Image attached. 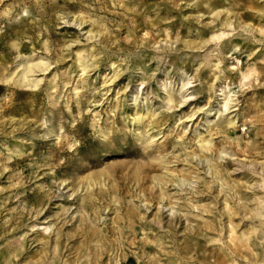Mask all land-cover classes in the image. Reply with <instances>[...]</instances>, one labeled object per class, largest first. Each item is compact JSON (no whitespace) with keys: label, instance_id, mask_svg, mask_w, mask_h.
I'll return each mask as SVG.
<instances>
[{"label":"bare ground","instance_id":"obj_1","mask_svg":"<svg viewBox=\"0 0 264 264\" xmlns=\"http://www.w3.org/2000/svg\"><path fill=\"white\" fill-rule=\"evenodd\" d=\"M45 1L50 2L49 8L53 12V16H56V20L78 25V27L83 25L81 29L88 27L84 32V35L88 33L85 37L86 43H82L80 39L68 38L62 44L60 51L57 49L51 51V44L47 39L37 43V39L44 35L41 27L44 25L47 29L48 24V22H42L43 14L40 12V7H43ZM254 1L198 0L194 3L196 7L202 9H198L194 15H186L185 19L187 18L190 22L196 20L203 24L201 28L198 27L196 38L182 39L184 37H180L179 41L184 48L192 51L194 49L201 50L207 47V44L216 43L223 37L225 39L229 32L237 29L234 34L227 37L229 43H223L222 47L218 49L222 57L206 52L198 59L196 63L199 67L195 74L197 80L201 81L207 75L217 80L216 73L221 58L224 57L227 58V66L235 68L233 62H228V58L232 57L233 52L245 39L244 32H250L254 42L264 47V23L260 22L261 18L264 19V10ZM66 2L67 0H33L39 12H36L30 4L25 2L21 5L22 12L33 9L36 16H39V20L31 19L30 24L23 22L15 30H12L8 45L5 41L0 42V46L3 47H0V87L5 85L9 87L11 96L31 101L30 97H37L42 86H47L49 90H53L51 92L53 98L56 97L58 101L63 88L70 82L69 78L65 77L67 69L61 73L58 70L64 67L68 56H71L72 66L75 67L74 71L77 69V74L82 78V82L87 81V77H84L87 70L96 67L98 62L96 54L101 52V50L99 52L96 42H99V45H107V41L110 39L107 36V29L105 26L101 27V23L93 20L90 15H86V17L93 21L87 20L83 8L73 7L69 12H66L64 7L68 5ZM190 2L191 0H186L185 4L189 5ZM110 3L115 2L110 0ZM252 3L256 6L251 7ZM11 8V4L5 5L8 12ZM246 8L257 13V16L247 17L244 13ZM46 9L44 8L43 11ZM69 14H71L70 17ZM204 14L211 15L207 16L210 22L204 23ZM20 15L19 11L15 14V16ZM232 17L234 18L232 19ZM36 25L40 27L37 31L35 30ZM230 27L232 28L230 29ZM227 29L228 31H226ZM97 36L100 37L96 38ZM26 38L30 39L29 43L26 42ZM91 39L93 41H90ZM68 41L70 43H67ZM65 44H67L66 49L64 48ZM44 55L50 57L48 56L47 59ZM195 56H199V54ZM261 60L259 58V61ZM52 63L54 65L51 67ZM111 66H113L112 75L109 79H104L102 85L109 81L113 82L121 73V69L114 66V62L111 63ZM205 66L206 69L202 70ZM262 74H264V65L255 62L237 67L235 83L228 81L224 85H218L221 88L220 91L225 93H222L223 98L220 99L219 106L214 113L216 120L207 121L206 133L198 132L196 134L195 147L188 150L184 135L180 134L176 137L177 140L173 146L178 143L181 145L180 155L183 161L191 163L190 167L193 169L195 167L191 161L194 158H198L200 162L204 161L206 164L204 172L210 175V180H206L201 191H195L198 196L191 195L186 199L177 196L175 192H169L170 189L167 188L170 185L184 183L191 185L195 179L201 176L197 170L180 168L178 171L171 168L170 161L166 159L165 155H161L162 150L164 151L163 146L169 141H165L162 146H155L158 140L168 134H163L158 138L161 133L158 128L166 120L160 118L155 111L148 109L144 112L135 106L134 113L126 118L139 131V133H135L136 138L126 140L124 137L109 136L110 130L107 132L101 130L100 135L103 139L98 141L97 145L89 152L92 154L97 150H102L104 155H108L119 149L126 156L142 155L148 158L142 159L141 163H132L131 166L121 165V168L116 172L103 168L97 173L88 174L84 178L78 179L71 191L77 193L80 188V191L85 189V194L78 198V205H80L78 209L80 208V211L82 210L81 212L88 218L93 216L90 224L86 223L74 229L68 228L67 223L71 218L64 223L66 227L63 229L66 230H63L62 227L56 228L57 230L53 234L55 238L50 235L52 222L40 228L37 227L34 230L40 229L41 231L32 241H38V248L35 251H27L25 240L23 241L21 236L12 238L14 237L12 235L1 241L3 244H0V264H241V261L244 260V262L254 261L255 264H264V160L260 162L258 158L259 154L264 156V150L257 148L264 133L257 131L250 140L249 138L245 139L236 128L242 116L238 112L234 114L237 109H232V107L236 104L231 106L232 86L244 88L254 80H258ZM91 79L90 77L89 80ZM181 81V89L190 83V80L183 81L182 78ZM90 83L95 85L94 81ZM85 85H82V88ZM262 85H264V80ZM97 88L99 86L95 87V93L98 92ZM71 89V97L75 98L77 106H84L87 101L95 102L93 104H97L96 107L99 106V100L90 101V97L87 100L84 99L83 104L82 89L80 90L78 86ZM199 89L206 92V98L210 99L214 86L210 84L207 87L206 83H203ZM107 92L108 89H105L102 96ZM187 100L185 95L176 96L167 90L162 99L168 109L182 105ZM146 101L148 100L146 99ZM119 105L121 104L119 103ZM115 106H118V103ZM66 108L73 110V105L68 103ZM81 109V107L78 109L79 113L82 111ZM200 109L202 108L198 107L197 110L187 114L184 121L189 122ZM182 118L180 117L179 120ZM9 122L12 123V120ZM17 124V129H22L25 125L22 122ZM245 125L242 123L239 127L243 129ZM77 129L82 131L80 125ZM214 135H223L224 142L214 143ZM67 146L71 149L73 145L69 143ZM89 146L91 143L80 149L74 148L73 151L80 152ZM66 148L59 140V146L54 150L53 162L59 160L61 152L64 153ZM17 150L19 154L22 151L21 149ZM60 150L62 151L60 152ZM212 154L215 156L213 159L210 157ZM222 154L236 157L232 162L228 161L229 167L218 163L217 156ZM246 158L252 159L248 161ZM87 159L91 167L96 166L99 162L96 157L88 156ZM87 167L89 166L86 164L82 165L79 167V171ZM113 175H125L122 180L126 179L127 183L119 182ZM148 175L151 177L149 178ZM109 178L111 180L106 183ZM65 181V179L62 180V182ZM129 183H132L130 187L129 185L128 188L124 187ZM214 186L217 187V193H214ZM119 198L126 200L127 205L121 211L119 206L114 207L116 215L111 218V229L97 228V224L94 222L102 218L104 210L111 204L116 205ZM49 199L46 196L36 195L34 202L42 207ZM141 203H145V207ZM210 203L213 205L211 206ZM153 204L157 209L154 217L150 220L145 212ZM59 207L63 212L68 210L65 205ZM163 207H167V211L170 212L164 218V212L160 213ZM40 211L39 209L37 214ZM177 212L182 215H177ZM204 212L207 217H204ZM184 220L186 221L185 226ZM12 223H9V227L3 228L2 233L8 232ZM38 225V223H34L30 225V228ZM92 225L94 226L92 227ZM128 233L130 236L125 240ZM209 243H211L210 246L207 245ZM135 256L137 257L135 258Z\"/></svg>","mask_w":264,"mask_h":264},{"label":"rangeland","instance_id":"obj_2","mask_svg":"<svg viewBox=\"0 0 264 264\" xmlns=\"http://www.w3.org/2000/svg\"><path fill=\"white\" fill-rule=\"evenodd\" d=\"M24 2L39 12L33 0L0 1L1 43L5 41L8 45L12 30H15L21 23L30 24L31 19L39 20V16H36L37 14L34 13L33 9L28 10V12L20 10ZM114 2L111 4L110 0H67L68 5L65 4L66 6H64L66 12H69L73 7L83 8L85 17L90 15L93 20L99 21L101 27H106L107 36L110 37L106 46L96 42V46L101 52L96 54V59H98L96 67L89 68L85 73L84 77H87V81H81L82 78L77 74V69L74 71L75 67L72 66L71 56H68L64 67L58 70L61 73L67 69L65 77L69 78L70 82L63 88L58 101L56 97L53 98L51 93L53 90H49L47 86H42L37 97H30L31 101H29L30 99H18L11 96L9 87L6 85L0 87V242L12 235L14 236L12 238L21 236V239L25 240L27 251H35L38 248V241H32L41 231L40 229L34 230L37 227L40 228L52 222L53 231L50 230V235H53L57 230L56 228L62 227L63 229L66 227L65 221L71 218L67 223L68 228L74 229L86 223L90 224L93 216L88 218L86 214L81 212L82 210L80 211V208L78 209L80 207L78 198L85 194V189L80 191V188L77 193H72L71 189L75 187L78 179L84 178L88 174L97 173L103 168L116 172L121 168V165L128 164L131 166L132 163H141L142 159L148 158L142 155L126 156L119 149L108 155H104L102 150H97L92 154L89 152L97 145L98 141L103 139L100 135L101 130L105 132L110 130L109 136L124 137L126 140L136 138L135 133H139V131L126 118L134 113L136 107L144 112L148 109L155 111L160 118L166 120L158 128L161 131L158 138L163 134H168L158 140L155 146H162L165 141H169L163 146L164 151L162 150L161 155H165L166 159L170 161L171 168L178 171L180 168L191 171L197 170L201 176L195 179L191 185L187 183L170 185L167 188L170 189L169 192H175L177 196L186 199L191 195L198 196L195 191H201L206 180H210V175L204 172L206 170L205 162H200L198 158H194L191 161L195 167L193 169L190 167L191 163L183 161L180 155L181 145L178 143L173 146V143L177 140L176 137L182 134L187 141V149L191 150L195 147L196 134L198 132L206 133L207 121L216 120L214 113L219 106L220 99L223 98L222 93H225L220 91L221 88L218 85H224L228 81L235 83L237 67L252 62L264 65V47L254 42L250 32H244L245 39L233 52L232 57L228 58V62H233L235 68L227 66V58H221L216 73L217 80L207 75L200 81L195 77L198 72L196 69L199 67L196 63L198 59L206 52L219 57L221 54H219L218 49L222 47L223 43H229L227 37L234 34L237 29L229 32L225 39L223 37L216 43L207 44V47L201 50L194 49L192 51L184 48L179 39L181 36L184 37L182 39H186L196 38L198 35V27L201 28L203 23H198L196 20L190 22L187 18L185 19L186 15H194L198 9H202L194 5L198 0H191L189 5L188 3L185 4L186 0H114ZM254 2L264 10V0H255ZM6 4L12 6L9 12L5 9ZM255 4L252 3L250 6L254 7ZM49 5L50 2L45 1L43 7H40V12L43 14L42 22H48V24L47 29L44 25L41 27L44 35L37 39V43L47 39L48 43L51 44V51L54 49L60 51L62 44L68 38L80 39L82 43H86L85 37L88 33L84 35V32L88 27L81 29L83 25L78 27V25L56 20V16H53ZM202 7L204 9V6ZM44 8H47L46 11H43ZM18 11L21 15L15 16ZM244 13L247 17L257 16V13H254L250 8L244 9ZM70 16L71 14H69ZM207 16L211 15L204 14V23L210 22ZM86 19L89 20L88 17ZM93 20L89 21L92 22ZM260 22L264 23V19L261 18ZM39 28V25H36L35 30L37 31ZM26 42L29 43L30 39L26 38ZM64 48H67V44ZM197 54L199 56H195ZM48 56L44 55L47 59ZM259 58L262 60L259 61ZM112 62H114V66L121 69V73L113 82L110 83L109 81L102 85V81L109 79L112 75ZM53 65L54 63L51 64V67ZM205 69L206 66L202 68V70ZM90 77L91 80H89ZM181 78L183 81L190 80L184 89H181ZM259 79L254 80L244 88H238L235 85L231 88L233 89L231 106L236 104L232 109L236 108L237 111L234 114L238 112L242 116L236 128L245 139L249 138V140L257 131L264 133V85H262L264 74ZM92 81L95 82V85L89 84ZM109 83L110 85H108ZM203 83H206L207 87L210 84L214 86L213 95L210 99L206 98V92L199 89ZM84 84L86 85L82 88ZM74 86L82 89V103L84 99L87 100L90 97V101L99 100V106L96 107L97 104H93L95 102L88 101L83 103L84 106H77L75 98L71 97V88ZM96 86H99L97 93H95ZM105 89H108V92L102 96ZM166 90L176 96L185 95L188 100L182 105L168 109L162 101ZM68 103L73 105V110L66 108ZM117 103L118 106H115ZM80 107L82 111L79 113ZM198 107L202 109L189 122H185L186 115L197 110ZM180 117L183 118L179 120ZM10 120L12 123L9 122ZM19 122L25 124L22 129H17ZM242 123L246 124L243 129L239 127ZM78 125L81 126L82 131L77 129ZM222 136L214 135L213 142L216 144L223 143ZM59 140L67 148L64 153L60 150L59 160L53 162L54 150L59 146ZM69 143L73 145L71 149L67 146ZM90 143L91 146L87 149L84 148L80 152L73 151L74 148L80 149ZM257 148L264 150V136H261ZM17 149L22 150L20 154ZM156 154L158 153L156 152ZM88 156L98 158V164L91 167L88 164ZM221 156H217L218 163L225 164L227 167H229L228 161L232 162L236 158L223 154ZM210 157L215 158L214 154ZM262 157L264 156L258 155L260 162L264 160ZM251 159L246 158L248 161ZM85 164L89 167L79 171V167ZM113 176L119 182L127 183L126 179L122 180L125 175ZM148 177L150 178L151 175ZM64 179L66 181L62 182ZM110 180L111 178L107 179L106 183ZM128 185L130 187L132 183L124 187L128 188ZM214 187V193H217V187ZM36 195L46 196L50 199L41 207L34 202ZM141 204L145 207V203ZM61 205H65L68 210L66 212L61 211L59 207ZM126 205V200L119 198V202L116 205L111 204L104 210L102 218L96 220L94 224H97V228L106 229L107 227L111 229V218L116 215L114 207L119 206L121 211L125 209ZM210 205L212 206L213 203ZM39 209L41 211L37 214ZM156 209L155 204L150 205V208L145 212L148 219L151 220L154 217ZM167 210V207H163L160 211V213L164 212L163 218L170 214ZM178 214L181 213L177 212ZM205 214L206 212H204V217H207ZM11 222H13L11 229L5 234L2 233L3 228L9 227ZM34 223L39 225L30 228V225ZM73 223L75 224L73 225ZM185 225L186 221L184 220ZM129 236L130 233L126 235L125 240ZM51 237L55 238L54 235ZM138 238L140 237L138 236ZM207 245L210 246L211 243ZM131 250L134 251L132 248ZM244 261H241V264H255L254 261Z\"/></svg>","mask_w":264,"mask_h":264}]
</instances>
